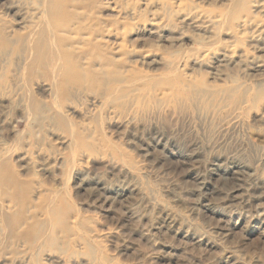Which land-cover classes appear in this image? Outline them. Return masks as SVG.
<instances>
[{
    "label": "rangeland",
    "instance_id": "rangeland-1",
    "mask_svg": "<svg viewBox=\"0 0 264 264\" xmlns=\"http://www.w3.org/2000/svg\"><path fill=\"white\" fill-rule=\"evenodd\" d=\"M163 1L132 5L136 29L124 1L90 0L132 28L91 85L56 91L0 52V264H264V71L193 65L236 41L183 20L221 2ZM150 20L164 40L147 38ZM253 34L240 41L264 63Z\"/></svg>",
    "mask_w": 264,
    "mask_h": 264
},
{
    "label": "bare ground",
    "instance_id": "bare-ground-1",
    "mask_svg": "<svg viewBox=\"0 0 264 264\" xmlns=\"http://www.w3.org/2000/svg\"><path fill=\"white\" fill-rule=\"evenodd\" d=\"M112 1L117 4L115 7L120 9L124 1L126 18H130L131 26L138 29L137 10L132 7L137 0H129L128 4H125V0ZM143 1L159 6L161 11L166 6L163 0ZM210 1H220L222 8L199 11L197 6H193L185 13L183 20L189 21L193 29L202 33L201 36L206 35L210 39V36L227 33L231 36L229 39L234 38L236 41L230 42L229 51L223 48L221 42L210 43L202 49L200 59L193 60V65L204 63L208 56L220 64H231L236 58L237 64L247 62L252 65L254 72H263L264 63L260 56L250 55L249 50L243 47L240 37L248 33H252V37L253 33H263L260 40L264 41V25L260 26L259 21H255L256 14H262L264 17V0ZM5 2L7 4L0 9V52L10 51L12 57L20 55L23 59L21 72L24 76L39 71L40 77L49 82L56 91L66 90L69 86L81 88L84 82L90 85L95 83L94 76L98 71L94 63L101 59L107 61L105 67L116 68L111 57L102 53L119 58L126 55L123 50L127 43L126 35L132 28L128 30L125 23L117 18H97V11L89 8L90 0ZM122 13L119 12L118 16ZM150 21L145 30L147 38L156 36L164 40L168 35V27L161 21ZM257 37L258 35L254 36L251 41H259ZM197 42L199 48L205 47L200 39ZM148 46L153 48L152 43ZM120 62L119 60L117 64ZM116 78L117 81L120 80L118 75ZM262 112L264 114V111Z\"/></svg>",
    "mask_w": 264,
    "mask_h": 264
}]
</instances>
